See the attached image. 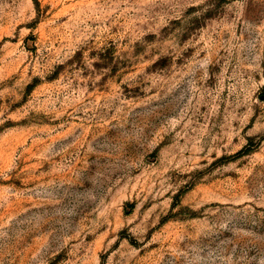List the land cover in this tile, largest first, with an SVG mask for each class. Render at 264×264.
<instances>
[{"label":"rangeland","instance_id":"rangeland-1","mask_svg":"<svg viewBox=\"0 0 264 264\" xmlns=\"http://www.w3.org/2000/svg\"><path fill=\"white\" fill-rule=\"evenodd\" d=\"M0 264H264V0H0Z\"/></svg>","mask_w":264,"mask_h":264}]
</instances>
